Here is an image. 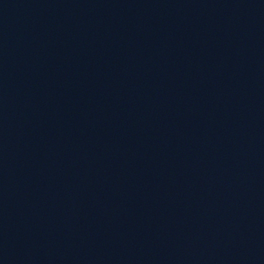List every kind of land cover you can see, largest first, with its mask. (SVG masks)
<instances>
[{"label": "water", "instance_id": "obj_1", "mask_svg": "<svg viewBox=\"0 0 264 264\" xmlns=\"http://www.w3.org/2000/svg\"><path fill=\"white\" fill-rule=\"evenodd\" d=\"M0 264H264V0H0Z\"/></svg>", "mask_w": 264, "mask_h": 264}]
</instances>
